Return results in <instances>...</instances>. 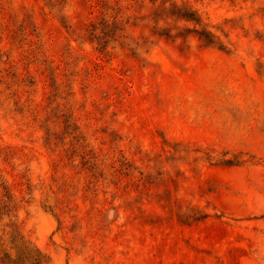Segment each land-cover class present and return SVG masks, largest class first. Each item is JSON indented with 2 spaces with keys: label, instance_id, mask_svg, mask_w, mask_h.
<instances>
[{
  "label": "rangeland",
  "instance_id": "obj_1",
  "mask_svg": "<svg viewBox=\"0 0 264 264\" xmlns=\"http://www.w3.org/2000/svg\"><path fill=\"white\" fill-rule=\"evenodd\" d=\"M36 249L264 264V0H0V264Z\"/></svg>",
  "mask_w": 264,
  "mask_h": 264
},
{
  "label": "trees",
  "instance_id": "obj_2",
  "mask_svg": "<svg viewBox=\"0 0 264 264\" xmlns=\"http://www.w3.org/2000/svg\"><path fill=\"white\" fill-rule=\"evenodd\" d=\"M189 16V15H188ZM187 18H190V19H195L194 17H187ZM223 161L225 163H229L231 162L230 159L228 158H224ZM57 165V163H55V166ZM20 243H24L22 242V240H20ZM42 254L39 250H35L34 253H31V252H27V251H24V250H21L19 252V259L20 260H23V261H28V264H40L41 261H42Z\"/></svg>",
  "mask_w": 264,
  "mask_h": 264
}]
</instances>
